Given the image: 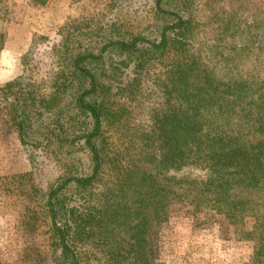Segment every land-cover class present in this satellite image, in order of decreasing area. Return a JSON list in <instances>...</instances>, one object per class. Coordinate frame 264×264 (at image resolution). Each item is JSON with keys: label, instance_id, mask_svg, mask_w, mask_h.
<instances>
[{"label": "trees", "instance_id": "trees-1", "mask_svg": "<svg viewBox=\"0 0 264 264\" xmlns=\"http://www.w3.org/2000/svg\"><path fill=\"white\" fill-rule=\"evenodd\" d=\"M152 3L157 24L148 34L112 25L64 31L47 95L20 77L0 86L20 144L45 150L61 168L43 200L54 264H164L140 252L163 196L212 197L235 217H260L264 244V0ZM158 65V155L126 160L120 173L122 163L110 161L115 177L99 188L110 152L104 127L121 121L111 99ZM189 163L202 164L205 177H157Z\"/></svg>", "mask_w": 264, "mask_h": 264}, {"label": "rangeland", "instance_id": "rangeland-1", "mask_svg": "<svg viewBox=\"0 0 264 264\" xmlns=\"http://www.w3.org/2000/svg\"><path fill=\"white\" fill-rule=\"evenodd\" d=\"M199 13L203 15V10ZM156 24L152 0H0V86L20 77L26 88L47 95L59 67L57 44L64 31L112 25L148 34ZM163 71L158 65L137 79L125 97L111 99L109 107L122 110L121 121L104 127L110 152L99 188L115 177L110 161L122 163L120 173L130 169L124 166L126 160L138 165L147 151L158 155L154 118L164 108L158 87ZM121 72L127 69L120 66ZM60 172L51 154L20 144L0 101V264H54L43 200ZM163 175L202 179L206 170L202 164L189 163L159 171L157 177ZM160 204L163 215H153L141 256L164 264H264L260 217H235L212 197L163 196ZM113 232L115 239H122L124 225ZM96 245H91V253L99 255ZM88 264L101 262L91 258Z\"/></svg>", "mask_w": 264, "mask_h": 264}]
</instances>
